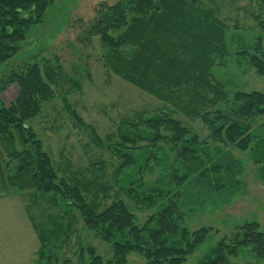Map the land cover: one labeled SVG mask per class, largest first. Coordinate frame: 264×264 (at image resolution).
I'll return each mask as SVG.
<instances>
[{"label":"trees","instance_id":"trees-1","mask_svg":"<svg viewBox=\"0 0 264 264\" xmlns=\"http://www.w3.org/2000/svg\"><path fill=\"white\" fill-rule=\"evenodd\" d=\"M255 1L262 13L254 15L253 19L264 28V0ZM53 2L0 0V68L17 54L30 28L42 21ZM215 10L203 6L200 0L102 2L95 7L93 17L82 24L77 39L85 43L87 39L99 37L106 53L104 65L111 74L173 105L188 117L201 118L216 143L244 151L251 147L254 139L251 122L264 117V93L238 91L231 95L214 78L212 69L224 62L230 53L227 43L230 27ZM237 41L238 54L242 58L249 52L247 50H253L250 64L253 63L258 74L264 76L261 38L257 45ZM46 63L51 70L42 69L38 62L17 65L0 81V84L18 87L9 105L0 103V145L14 164L12 175L5 174L0 166V175H4L0 176L1 185L13 193L30 190L36 197H48L52 202H49L50 207L51 204L60 206L64 214L78 212L87 229L112 245L113 258L109 261H105L94 247L81 246L79 255L87 254L91 264H127L129 255L134 253L143 256L147 264L186 263L211 230L203 227L191 231L182 227L185 206L181 182L190 175L202 182L216 178L219 192L223 187L236 191L239 187L234 173L237 162L224 165L225 151L221 149L216 150L218 157L214 158L203 147L208 142L201 141L182 121L163 109L134 125L137 129L144 128L146 134L122 130L121 147L129 144L132 150H138V142L146 141L153 146L162 141L170 142L186 169V175H172L176 176L172 182L153 189L148 195L136 193V189V192L125 190L140 205L152 207L160 203L158 212L139 226L125 202L115 200L102 206L89 195L92 188L89 184L81 189L60 178L51 156L28 127L27 123L41 113L43 104L55 98L57 63ZM63 95L67 101L66 94ZM229 103L237 107L228 112L216 109L220 104ZM111 146L122 161L121 170L133 167L136 163L134 151ZM255 147L259 155L256 159L263 162L264 138ZM59 220L56 219L49 233L35 226L41 242L37 264H55L57 253L50 252L52 241H59L67 232L72 233V224L65 227ZM225 241L215 245L200 264H229L230 258L248 248L255 261L247 264H264V232L258 222L245 223L231 241Z\"/></svg>","mask_w":264,"mask_h":264},{"label":"rangeland","instance_id":"rangeland-1","mask_svg":"<svg viewBox=\"0 0 264 264\" xmlns=\"http://www.w3.org/2000/svg\"><path fill=\"white\" fill-rule=\"evenodd\" d=\"M118 1L54 0L42 21L30 28L17 54L0 68V81L17 65L38 62L45 69L49 68L46 62L57 63L55 98L43 104L41 113L27 123L28 127L51 156L60 178L67 179L72 185L77 184L81 189L89 184L88 187H92L89 195L102 206L115 200L125 202L135 214L139 226L158 212L160 203L152 207L140 205L125 190L136 189V193L148 195L153 189L172 182L177 175H186V169L176 147L170 142L162 141L153 146L146 141H137L138 150H132L129 144L121 147L122 130L146 134L144 128L137 129L134 125L163 109L182 121L201 141L208 142L203 147L214 158L218 157L216 150L225 151L224 165L237 162L234 173L238 190L223 187L219 192L216 178L202 182L193 175L180 185L185 206L182 227L191 231L203 227L211 230L204 243L184 263L200 264L215 245L223 240L231 241L237 229L245 223L256 221L264 232V161L256 159L255 147L264 138V117L251 122L254 139L248 150L224 146L210 138V131L201 118L188 117L173 105L111 74L104 65L106 53L99 37L87 39L84 43L78 41L77 33L81 31L82 24L93 17L97 4ZM200 1L203 6L216 9L230 27L227 32L230 53L224 62L217 63L212 69L214 78L231 95L238 91L264 93V76L258 74L253 63L250 64L253 50H247L249 52L244 58L238 54L240 45L237 39L247 45H257L261 38L264 51V28L253 19L254 15L262 13L257 2ZM17 93V85L0 84V103L9 105ZM63 94H66L67 101ZM235 107L229 103L220 104L216 109L228 112ZM16 136L19 138L18 134ZM111 145L122 151H134L136 163L132 164L133 167L121 170L122 161ZM0 166L5 174H13L14 164L1 145ZM33 194L30 190L13 193L0 183V264H37L41 242L35 226L49 233L57 218L65 227L72 224V233L67 232L59 241H52L50 252L57 253L54 255L55 264H91L87 254L79 255L81 246L94 247L105 261L113 258L112 245L87 229L78 212L73 210L64 214V208L61 210L55 204L50 207V198ZM73 215L76 217L74 220ZM254 261L255 256L248 248L240 250L237 257L230 258L229 264ZM127 264H147V261L134 253L129 255Z\"/></svg>","mask_w":264,"mask_h":264}]
</instances>
